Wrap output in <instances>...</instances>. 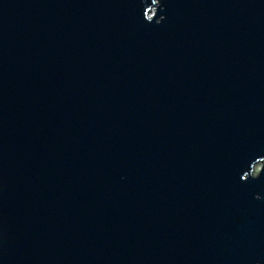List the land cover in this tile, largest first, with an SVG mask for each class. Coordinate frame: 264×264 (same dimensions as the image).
Here are the masks:
<instances>
[{"label":"water","instance_id":"water-1","mask_svg":"<svg viewBox=\"0 0 264 264\" xmlns=\"http://www.w3.org/2000/svg\"><path fill=\"white\" fill-rule=\"evenodd\" d=\"M264 0H0V264H264Z\"/></svg>","mask_w":264,"mask_h":264},{"label":"rangeland","instance_id":"rangeland-1","mask_svg":"<svg viewBox=\"0 0 264 264\" xmlns=\"http://www.w3.org/2000/svg\"><path fill=\"white\" fill-rule=\"evenodd\" d=\"M262 163H264V161L263 162H258L257 164H255V167H254L255 171H257L260 168Z\"/></svg>","mask_w":264,"mask_h":264}]
</instances>
